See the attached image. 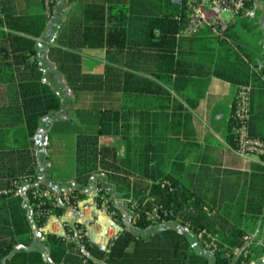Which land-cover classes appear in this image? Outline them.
Segmentation results:
<instances>
[{"label":"trees","instance_id":"obj_1","mask_svg":"<svg viewBox=\"0 0 264 264\" xmlns=\"http://www.w3.org/2000/svg\"><path fill=\"white\" fill-rule=\"evenodd\" d=\"M128 3H86L81 16L59 28L53 44L47 45L46 56L74 95L118 94L117 106L98 109L94 131H78L75 180L87 184L94 173L105 174L116 199L127 201L136 230L125 227L122 210L112 202V194L101 188L98 193L103 198L97 197V204L104 203L123 229L107 247L91 242L79 222L72 229L67 227L72 239L48 233L50 259L57 264H210L211 258L195 251L187 236L174 227L139 234L167 221L187 225L196 235L203 229L216 233V249L205 250L217 264H242L241 259H233L231 250L244 244V235L253 237L251 251L258 247L264 254V166L252 164L244 173L210 167L187 170L180 115L190 114L165 87L170 85L181 94L189 80L185 65L214 63L216 46L224 40L208 28L191 37L177 36L183 22L175 18L179 8L170 0H158L154 15L129 11ZM15 6V0H0V84L8 85L10 94V100L0 104V187L11 188L0 194V261L48 264L40 251L26 248L32 229L23 196L11 181L37 178L31 137L40 118L61 105L57 92L43 80L37 59L36 39L44 34L53 8L48 16L45 7L38 13H20ZM84 47L106 50L102 72L83 71ZM231 53L234 62L226 69L228 78L245 84L247 69L239 56ZM249 126L254 135L250 120ZM230 132V144L235 146L232 127ZM100 136L120 137L124 155L115 144L101 143ZM32 189L23 188V194L39 226L50 214L61 215L85 197L77 188L62 191L68 201L54 205L45 198H33ZM154 205H161L158 220L146 214ZM248 260H253L252 254Z\"/></svg>","mask_w":264,"mask_h":264},{"label":"crops","instance_id":"obj_2","mask_svg":"<svg viewBox=\"0 0 264 264\" xmlns=\"http://www.w3.org/2000/svg\"><path fill=\"white\" fill-rule=\"evenodd\" d=\"M90 1L93 0H54L52 19L48 21L44 34L36 39L37 59L43 72V80L57 92L61 99L60 108L41 117L37 129L31 137L30 150L36 164V180L59 192L77 188L85 193V197L78 200L80 206L68 207L61 215L50 214L39 226L33 218L35 212L23 194V187L17 190V193L23 196L27 219L32 229V240L26 248L40 251L48 264H57L49 256L48 233L72 239L67 232V227L72 229L74 223L79 222L84 225L91 242L107 247L113 236L123 229L107 212L106 205L104 203L98 205L95 200L101 188L109 191L114 200L118 198L114 192V186L107 181L106 175L94 173L87 184H80L75 180L76 139L80 130L73 127L77 121L75 109L78 100H87L90 97L98 96L102 101H113L115 105H118V94L81 93L78 96L74 95L67 88L62 74L46 56L47 45L53 44L59 28L68 23L72 17L81 16L86 3ZM256 1L240 17L248 14L254 8ZM15 5L16 10L20 13H38L44 7L42 0H15ZM127 7L131 11L129 3ZM157 12L147 14L145 10L144 14L154 15ZM252 20H255L254 31L262 33L261 39L258 40L261 47L255 57L234 31L233 27L238 22L234 19L228 35L222 39L225 43L216 46L214 63L193 64L188 62L184 72L189 75V80L179 95L170 85H165L190 114V116L184 113L180 115V137L182 143L185 144V146L183 145L184 151L187 152L185 159L187 170L198 171L201 167H210L244 173L250 171L252 164L264 166V156L242 158L234 152L233 146L230 144L236 92L238 86L241 85V83H235L228 78L229 74L226 69L230 68L234 62V55L231 51L239 56L249 74L248 82L245 84L250 85L252 89L251 129L255 136L264 137V18ZM81 55L83 71L102 72L106 62L104 48L84 47L81 50ZM158 82L163 85L159 80ZM8 87L6 84H0V104L10 100ZM58 123L60 124L58 125ZM99 141L115 144L119 154L124 155V142L120 137L100 136ZM67 155L72 157L71 171L69 170L67 175L55 173L53 170V167L56 166L55 161ZM118 201L123 202V199L119 197ZM84 203H88V208L80 209L81 204ZM118 206L124 213L125 207ZM126 209L128 217L126 218L123 214L124 225L136 230L132 226L131 210ZM168 226L184 233L195 251L206 253L209 258L212 257L210 252L202 247L197 235L187 225H182L178 221L157 224L150 227V230L139 231V234H146L151 230L163 229ZM260 261L261 263L264 261L261 256L258 263ZM0 263L5 264L4 259ZM258 263L255 262V264ZM210 264H217L214 258H211Z\"/></svg>","mask_w":264,"mask_h":264},{"label":"built area","instance_id":"obj_3","mask_svg":"<svg viewBox=\"0 0 264 264\" xmlns=\"http://www.w3.org/2000/svg\"><path fill=\"white\" fill-rule=\"evenodd\" d=\"M47 15H51V9L54 0H42ZM179 8L175 18L183 22L177 32V36L188 37L196 34L203 28H208L212 34L219 39L225 38L230 23L234 18L244 11L247 4L252 0H170ZM225 13L229 14L227 18ZM251 86L243 84L238 86L233 112L232 132L235 138V146L232 147L234 152L245 159L253 156H264V138L252 135L250 132L249 120L251 111ZM40 182L31 177H24L21 180H12L11 185L17 187H33V198H45L50 204H61L68 201L66 193H62L47 186H39ZM11 191L10 187H0V194H7ZM77 201L74 207L80 206ZM33 205V203H32ZM88 203L81 204L80 209H87ZM146 214L153 220L161 218V205H154ZM80 236V232L78 233ZM204 235L206 237L204 238ZM116 237V234L113 238ZM204 249L214 250L217 247L218 235L205 229L197 234ZM244 244L235 246L231 250L233 259H241L242 264H255L253 260H248L251 254V245L254 244L251 235L243 236ZM229 255V253H228ZM264 259V254L261 256ZM85 262V260H84Z\"/></svg>","mask_w":264,"mask_h":264},{"label":"rangeland","instance_id":"obj_4","mask_svg":"<svg viewBox=\"0 0 264 264\" xmlns=\"http://www.w3.org/2000/svg\"><path fill=\"white\" fill-rule=\"evenodd\" d=\"M130 5V10L132 12H141L144 13L145 10L147 11V14L155 13L158 10V0H128ZM224 16L227 18L229 17L228 13H225ZM255 18H264V0H257L255 2V6L251 11L248 12V14L240 17L236 16L235 20H238V22L233 27L234 31L237 33V36L240 38V40L247 46L248 50L251 52L252 56H256L257 51L260 49V44H258V40L261 39L262 33L255 32L254 31V22ZM253 57V58H254ZM77 108L75 109L76 112V123L73 125V127L77 130L83 131V132H92L95 130L97 125V113H98V107L105 106V107H115V103L113 101H102L98 96H93L88 98L87 100H78L76 104ZM60 123H58L59 125ZM70 156H65L62 159H59L56 162V166L53 167V170L55 173L58 174H68V171L70 169L71 163ZM54 162V163H55ZM100 197L103 198L98 193V196L95 197V200ZM113 203L118 204L125 207V212L123 213L124 216L127 218L128 216V208L127 201L124 200V202L118 201V200H112ZM127 206V207H126ZM219 238V237H218ZM252 259L254 262L259 261L260 256L263 254L261 253L260 248L256 247L255 249H252ZM211 255V253H210ZM211 257V256H210ZM212 258V257H211ZM261 263V261L259 262ZM258 263V264H259Z\"/></svg>","mask_w":264,"mask_h":264}]
</instances>
